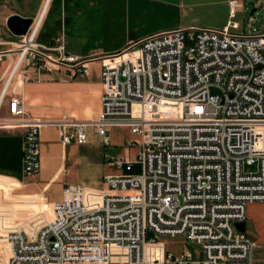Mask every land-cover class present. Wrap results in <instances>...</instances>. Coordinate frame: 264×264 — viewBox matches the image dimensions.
Wrapping results in <instances>:
<instances>
[{"label": "built area", "instance_id": "built-area-1", "mask_svg": "<svg viewBox=\"0 0 264 264\" xmlns=\"http://www.w3.org/2000/svg\"><path fill=\"white\" fill-rule=\"evenodd\" d=\"M229 6L224 28L174 29L101 57L40 44L34 19L8 82L30 80L31 65L89 75L100 62L99 119L61 123L62 140L86 144L92 125L108 146V125L117 124L130 130L139 152L135 161L112 159L121 174L106 175L102 191L67 187L51 218L45 210L23 221L0 213L9 264H254L257 244L236 224L246 222L249 204L264 203V32L237 33L241 5ZM9 107V123L26 128L24 174L34 177L48 123L26 119L21 99ZM160 237L199 245L203 258L168 251Z\"/></svg>", "mask_w": 264, "mask_h": 264}, {"label": "crops", "instance_id": "crops-1", "mask_svg": "<svg viewBox=\"0 0 264 264\" xmlns=\"http://www.w3.org/2000/svg\"><path fill=\"white\" fill-rule=\"evenodd\" d=\"M180 2L60 0L51 31L45 41L39 43L49 47L64 46L66 54L77 57H101L133 48L154 34L174 29L211 27H208L211 24L201 25L194 20L186 22L184 18L170 20V13L181 8ZM46 3L47 0L34 3L20 0L21 11L18 14L36 20L42 18L43 24L50 15L53 0ZM157 20L159 22L153 23ZM11 35L21 40V37ZM17 44L0 41V52H12L10 56L0 58V213L26 216L33 208H39L48 211L51 218V207L62 201L67 187L104 190L106 175L121 174L113 166L112 159L135 161L139 149L130 147L135 140L130 130L117 124L108 125L111 136L108 146L103 144L92 125L86 128V144H65L61 123L90 124L99 119L104 93L101 63H93L89 75H74L63 67L47 72L31 65L27 68L30 80L16 75L9 83L11 69L17 59ZM13 98L23 101L26 119L48 123L41 129V168L34 177L24 174L26 128L9 123L12 119L9 102ZM263 210L264 205L260 203L248 205V216L260 220V224H256L259 242L254 241L257 247H264ZM10 254V249L1 251L0 247V264H9Z\"/></svg>", "mask_w": 264, "mask_h": 264}, {"label": "rangeland", "instance_id": "rangeland-1", "mask_svg": "<svg viewBox=\"0 0 264 264\" xmlns=\"http://www.w3.org/2000/svg\"><path fill=\"white\" fill-rule=\"evenodd\" d=\"M31 1L34 3L38 0ZM59 1L60 0H53V7L50 15L41 25L39 30L38 42L45 41L46 37L49 35ZM230 1L234 0H181V8L174 10L173 13H170L169 19L175 20L184 18L186 22H192L194 20L201 25L211 24L208 26H211L210 28H224L230 20ZM235 1H238L241 5V7L237 9L236 18L234 19V21L237 22L240 27L236 32L242 35L262 34L264 32V0ZM49 2H51V0ZM20 11V0H0V41L3 39L4 41L20 43V39L13 38L6 26L8 18L14 15H19L18 13H20ZM157 22L159 21L157 20L153 23ZM211 93L214 95L220 94V90L217 88H212ZM132 154H134L133 151ZM251 170L253 169L246 168V171ZM260 204L264 205V203ZM39 211L42 210L39 208H33L30 214ZM28 216L29 215L15 216V218L11 217L10 220L14 221L15 219H18L23 221L24 219L28 218ZM258 219H251L247 213V231L245 235L247 238L255 242H259V236L256 230V224H260V220ZM159 240L165 244L168 251L176 254H181L183 251H188L194 255L195 260H201L203 258L201 247L199 245L189 243L183 238L160 237ZM0 247L1 251L9 249V245L7 243L1 244ZM254 256L255 264H264L263 245L257 247Z\"/></svg>", "mask_w": 264, "mask_h": 264}, {"label": "water", "instance_id": "water-1", "mask_svg": "<svg viewBox=\"0 0 264 264\" xmlns=\"http://www.w3.org/2000/svg\"><path fill=\"white\" fill-rule=\"evenodd\" d=\"M34 23L33 18L22 17L19 15H14L8 18L7 21V28L9 31L16 37H24L28 34L29 29ZM237 229L242 232L246 233L247 231V223L242 222L236 224Z\"/></svg>", "mask_w": 264, "mask_h": 264}, {"label": "bare ground", "instance_id": "bare-ground-1", "mask_svg": "<svg viewBox=\"0 0 264 264\" xmlns=\"http://www.w3.org/2000/svg\"><path fill=\"white\" fill-rule=\"evenodd\" d=\"M48 1H50V0H47L46 5L48 4ZM41 24H42V18L36 20L35 28L38 29V28L41 26ZM12 80H13V79H12ZM12 80H11V81H12Z\"/></svg>", "mask_w": 264, "mask_h": 264}]
</instances>
